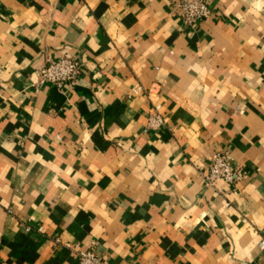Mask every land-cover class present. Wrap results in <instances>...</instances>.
Masks as SVG:
<instances>
[{
	"label": "crops",
	"instance_id": "crops-1",
	"mask_svg": "<svg viewBox=\"0 0 264 264\" xmlns=\"http://www.w3.org/2000/svg\"><path fill=\"white\" fill-rule=\"evenodd\" d=\"M208 1L0 0V264H264V0Z\"/></svg>",
	"mask_w": 264,
	"mask_h": 264
},
{
	"label": "built area",
	"instance_id": "built-area-1",
	"mask_svg": "<svg viewBox=\"0 0 264 264\" xmlns=\"http://www.w3.org/2000/svg\"><path fill=\"white\" fill-rule=\"evenodd\" d=\"M175 7L180 12L185 26H193L212 15L208 0H175ZM80 70L81 63L74 58H48L39 70V85L51 84L58 88H63L65 85L73 87L80 77ZM141 90L140 86H136L134 92L137 93ZM160 121L158 117L153 118L151 126H158ZM242 177L241 169L233 165L228 154L217 153L211 158L209 171L205 179L211 186H215L220 181L236 186ZM66 246L73 247L71 244H66ZM261 246L264 247V241H262ZM76 253L80 264H108L107 260L97 253L93 246L87 249H78Z\"/></svg>",
	"mask_w": 264,
	"mask_h": 264
}]
</instances>
